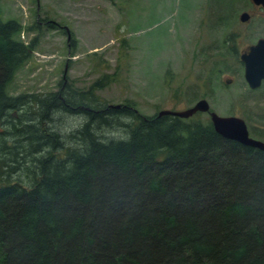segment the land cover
<instances>
[{
  "label": "trees",
  "instance_id": "trees-1",
  "mask_svg": "<svg viewBox=\"0 0 264 264\" xmlns=\"http://www.w3.org/2000/svg\"><path fill=\"white\" fill-rule=\"evenodd\" d=\"M23 30L0 19V264H264V153L194 115L104 107L100 80L76 96H10L34 47ZM58 110L85 122L44 127ZM105 116L128 121L125 139L95 135Z\"/></svg>",
  "mask_w": 264,
  "mask_h": 264
},
{
  "label": "rangeland",
  "instance_id": "rangeland-1",
  "mask_svg": "<svg viewBox=\"0 0 264 264\" xmlns=\"http://www.w3.org/2000/svg\"><path fill=\"white\" fill-rule=\"evenodd\" d=\"M242 12L249 22L238 21ZM0 19L16 20L24 29L19 39L34 43L7 86L12 97L64 87V95L76 96L100 80L91 95L104 107H132L152 117L203 99L216 115L240 118L248 136L264 143V82L248 88L241 63L228 53L237 56L264 39V11L248 0H0ZM30 111L28 117L37 116ZM84 118L58 110L42 124L68 134ZM103 119L106 124L94 123L95 135L125 139L120 123L126 119ZM192 119L209 121L207 114ZM23 171H14L15 183L24 185Z\"/></svg>",
  "mask_w": 264,
  "mask_h": 264
},
{
  "label": "water",
  "instance_id": "water-1",
  "mask_svg": "<svg viewBox=\"0 0 264 264\" xmlns=\"http://www.w3.org/2000/svg\"><path fill=\"white\" fill-rule=\"evenodd\" d=\"M255 7L264 10V0H248ZM249 15L246 12L240 13L238 21L246 23ZM239 61L243 66V80L250 89L259 87L264 80V39H258L256 43L248 47L247 52L239 55ZM229 81H225L228 84ZM114 108H117L115 106ZM195 113H206L213 131L223 139L237 142L238 144L256 149L264 153V143L249 138L244 122L237 117H220L209 110L207 102L203 99L196 101L190 108L183 111L162 110L157 117L171 116L180 119H187Z\"/></svg>",
  "mask_w": 264,
  "mask_h": 264
},
{
  "label": "flooded vegetation",
  "instance_id": "flooded-vegetation-1",
  "mask_svg": "<svg viewBox=\"0 0 264 264\" xmlns=\"http://www.w3.org/2000/svg\"><path fill=\"white\" fill-rule=\"evenodd\" d=\"M257 8H260V7H257ZM264 11V10H263ZM250 19V18H249ZM248 22H249V20H248ZM247 23V22H246ZM257 41V40H256ZM256 41H255V43H256ZM255 43H253V44H251V45H248V46H246V48L245 49H243V51L242 52H247V49H248V47H250V46H252V45H254ZM241 52V53H242ZM238 53V52H237ZM240 53V54H241ZM239 54V55H240ZM239 55L237 54V59L239 58ZM238 61H239V59H238ZM242 65V64H241ZM262 82H264L263 80L260 82V86H261V84H262ZM256 89H258V88H256ZM251 90H254V89H251Z\"/></svg>",
  "mask_w": 264,
  "mask_h": 264
}]
</instances>
